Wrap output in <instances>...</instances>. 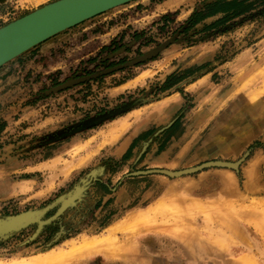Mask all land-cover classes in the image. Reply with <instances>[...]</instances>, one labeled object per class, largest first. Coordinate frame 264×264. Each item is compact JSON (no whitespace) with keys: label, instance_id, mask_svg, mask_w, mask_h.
I'll list each match as a JSON object with an SVG mask.
<instances>
[{"label":"rangeland","instance_id":"obj_1","mask_svg":"<svg viewBox=\"0 0 264 264\" xmlns=\"http://www.w3.org/2000/svg\"><path fill=\"white\" fill-rule=\"evenodd\" d=\"M163 1L139 0L74 28H82V59L74 51L78 43L66 41L65 54L79 62L65 72L33 76L25 62L0 82V223L34 214L32 223L0 237V262L105 240L96 253L66 264L128 262V254L132 264H143L139 252L149 239L163 238L168 251L177 247L215 264H264V0H236L226 8L234 11L210 20L213 6L229 0H187L183 11L167 14ZM196 14L202 21L192 27ZM198 67L205 69L186 73ZM205 72V85L187 91ZM172 76L184 80L169 82ZM176 93L183 105L171 123L125 152L130 128L149 118L144 111L130 113ZM203 122L210 125L197 147L216 136L204 155L210 158L175 168L152 161L165 152L175 161ZM124 123L118 139L107 141ZM200 168L182 176L160 173ZM218 171L234 178L229 196L206 205L160 202L147 210L168 189L162 181ZM222 188L214 178L207 193Z\"/></svg>","mask_w":264,"mask_h":264},{"label":"crops","instance_id":"obj_2","mask_svg":"<svg viewBox=\"0 0 264 264\" xmlns=\"http://www.w3.org/2000/svg\"><path fill=\"white\" fill-rule=\"evenodd\" d=\"M56 1L58 0H49L41 6L34 7L32 5L33 0H0V20L4 19V21H0V28L31 12H34L37 9L42 8L45 5L51 4ZM186 1L187 0H164L161 5L164 9L166 8V10L162 14L178 12L179 10L183 11L182 8L184 7ZM235 1L236 0H229L224 3L230 4L234 3ZM220 6L224 5L221 4ZM18 11H21L20 14H17ZM8 16H11L12 18H9ZM224 16V13L211 14L210 16H207L206 19H220ZM87 30L88 29H86V31ZM66 41L67 43L68 41L78 43L76 45L77 49L74 51H76L79 57H81L82 59V28L77 31H75V29H72L63 34H60L59 36L45 42L44 44L26 53L24 57L22 56V58H20L22 62L24 61L23 63L20 62L17 66H13L8 69L7 65L4 66L3 68H6L7 70L2 76H0V82L7 80L12 74H17V69L20 67L21 64L24 65L25 62L28 63V72L32 73L33 76H38L42 72H45L46 76L56 72H65V70L67 69L69 70L71 65H75L79 62V60H76L73 63L70 62L69 55H66L63 50V46ZM204 69V67L192 68L186 73L190 75H194L195 73L199 74V72H203ZM207 78H209V75H207L206 72L200 75L199 77L194 78L190 81L192 83L188 85L187 91H190V89L194 86L197 87L201 84L205 85L204 83L207 81ZM168 96L169 97L165 98L164 100L147 105L140 110H136L130 113L136 114L139 111H144L146 113H149L150 119H146L147 122L145 121V124L143 122L144 125L142 126H137L136 124V126L133 125L130 128L134 133L132 134V137L128 140V144H126L125 146V152L129 150L131 145L134 144L135 147L138 142L147 139L150 135L153 134L156 129L158 130L159 128L169 125L171 121L175 118V116L178 114V112L182 110L183 102H180L181 95L176 93L172 95L169 94ZM230 101L232 102V100ZM206 123L207 122H203V124L201 123L200 127L189 139V141H187L186 144L183 143L184 145L182 144V147H180L179 150L175 152V161H171L172 156L170 152L162 153L159 158L153 157L154 159H152V161L156 164H162L164 167L175 168L177 167V165H182L185 162H188V164H195L202 161V159L210 158V155H204H207L208 152L211 150V145H214L213 139H216V136L212 134L213 139H208L202 145V147H197L200 132L203 133L204 129H206L210 125V122L208 124ZM218 143L220 145L223 142L220 139ZM193 152L197 153L191 156ZM214 178H217L218 181L221 182L223 188L220 192L215 193L214 191L211 193H207V190L210 188V181ZM162 184L168 189L166 190V192L160 195V197L153 200V203L148 206L147 210L151 207L156 206L160 202L176 203L182 206L198 204L206 205L208 200H215L216 198L222 199L223 196H229L228 194L231 193V190L234 187V178L228 172L218 171L210 174H204L199 179H182L176 182L162 181ZM152 195L153 194H150V197ZM149 240L151 244H149V246L147 245V247H143L145 251L139 252L142 257H144V259L146 260V263L143 264H215V262L211 260L199 259L198 254H189V256L184 255L181 250H177V247L173 248V251H168V248L170 246H166L167 241H165L163 238H158V241H152L151 239ZM137 245L138 248H141L139 242ZM148 248L151 250H149ZM152 248H155L154 250L156 251H152ZM132 257L133 256L128 254V262H126V260L104 258H95V260H93L85 258L82 259L79 263L75 264H132Z\"/></svg>","mask_w":264,"mask_h":264},{"label":"water","instance_id":"obj_3","mask_svg":"<svg viewBox=\"0 0 264 264\" xmlns=\"http://www.w3.org/2000/svg\"><path fill=\"white\" fill-rule=\"evenodd\" d=\"M136 1L139 0H58L45 5L0 28V69L60 34ZM155 54H148L133 64L145 62ZM85 81L72 82L67 87ZM203 168L177 174L160 173L174 177L197 172ZM33 216L34 214L30 213L1 222L0 237L32 223Z\"/></svg>","mask_w":264,"mask_h":264},{"label":"bare ground","instance_id":"obj_4","mask_svg":"<svg viewBox=\"0 0 264 264\" xmlns=\"http://www.w3.org/2000/svg\"><path fill=\"white\" fill-rule=\"evenodd\" d=\"M127 125H128V123H127ZM127 125H126V123H124L121 127L119 124V128H117V129H115V127H114L110 131V133L108 134V137L106 140L111 141V142L116 141L118 139V137L126 130ZM76 196H78V195H76ZM151 212H153V211H151ZM104 241L102 242L103 244L100 241H96V240H95V242H93V241H86V242L82 241L83 243L84 242L85 243L82 244L79 242L80 244H82L80 246H76V245L73 246V244H71L73 247H71V249L68 252L67 251H58L56 253H50V254H46V255L33 257L29 260L12 261L9 263L0 262V264H64V263L66 264V262H68V261H70V260H72L78 256H79L78 257V259H79L80 256H82V254H83V256H85V255H88L91 253L94 254V252L96 253L98 249L100 250L102 245L107 246V241H106V243ZM110 252H111V250H110Z\"/></svg>","mask_w":264,"mask_h":264},{"label":"trees","instance_id":"obj_5","mask_svg":"<svg viewBox=\"0 0 264 264\" xmlns=\"http://www.w3.org/2000/svg\"><path fill=\"white\" fill-rule=\"evenodd\" d=\"M224 5L223 6V8H220L219 9V6L220 5ZM235 4V3H234ZM233 3H230V4H225V3H218V4H216V5H214L213 6V8L214 7H216V9H215V11L212 13V14H219V13H224V14H226V13H229L230 11H234L233 9H228V11H226V8H229V7H231V6H233L234 5ZM221 7V6H220ZM202 16H201V14H196L194 17H193V19H192V23H191V26L193 27V26H196L198 23H200L201 21H202V18H201ZM22 57V56H21ZM184 80V78H178L177 76H172L170 79H169V82H174L175 81V83L176 84H178L179 82H182Z\"/></svg>","mask_w":264,"mask_h":264},{"label":"built area","instance_id":"obj_6","mask_svg":"<svg viewBox=\"0 0 264 264\" xmlns=\"http://www.w3.org/2000/svg\"><path fill=\"white\" fill-rule=\"evenodd\" d=\"M8 17H11V16H8ZM0 21H4V19H1Z\"/></svg>","mask_w":264,"mask_h":264}]
</instances>
